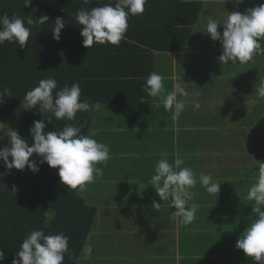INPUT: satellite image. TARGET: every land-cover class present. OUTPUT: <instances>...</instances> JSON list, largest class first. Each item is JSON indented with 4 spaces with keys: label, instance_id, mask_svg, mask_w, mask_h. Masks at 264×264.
<instances>
[{
    "label": "crops",
    "instance_id": "crops-1",
    "mask_svg": "<svg viewBox=\"0 0 264 264\" xmlns=\"http://www.w3.org/2000/svg\"><path fill=\"white\" fill-rule=\"evenodd\" d=\"M262 3L244 1L236 10L244 12ZM208 10L212 14H228L221 5ZM202 23L196 25L194 36L187 40L183 50L148 49L153 53L151 64L163 70L169 91L181 77L189 92L201 93L198 98H189L179 120L170 119V113L162 105L157 107L158 100L146 93L142 94L148 101L146 113L139 123L117 125L114 122L124 119L112 116V120L106 111L93 116L88 135L98 132V137L109 146L112 159L106 165H99L104 178L93 183L101 204L83 195L86 203L95 208L91 225L97 236L94 240L89 235L93 247L91 258L83 249L78 264H253L252 258L246 257L235 244L255 219V214H250L252 205L245 197L256 182L260 164L264 163V100L254 95V85L264 80V55L247 64L236 63L230 71H221L222 66L233 63H220L222 46L202 32L205 30ZM217 30L222 32L223 25ZM192 54L198 56L200 73L194 78L181 73L183 64L194 59ZM133 93L136 95L135 89ZM193 99L199 100L198 110L192 107ZM150 139L155 150L147 148ZM163 153H168L170 162L179 153L185 159L183 166L198 174H211L222 182L217 199L197 184L193 202L199 208L196 219L187 226L177 228V220L172 218L175 208H170L167 202L161 201L159 211L152 207L154 200H160L150 185V177ZM137 160L139 163L135 164ZM105 188L115 192L111 206L103 200ZM200 208L207 210L208 215L199 212ZM214 212L216 239L194 238L209 233L207 217H213Z\"/></svg>",
    "mask_w": 264,
    "mask_h": 264
},
{
    "label": "trees",
    "instance_id": "trees-1",
    "mask_svg": "<svg viewBox=\"0 0 264 264\" xmlns=\"http://www.w3.org/2000/svg\"><path fill=\"white\" fill-rule=\"evenodd\" d=\"M244 1L253 3L254 0ZM108 2L31 0L29 6H24L23 0H0V16H19L25 24L28 18L49 17L44 25L30 26L31 36L24 48L8 41L0 45V121L15 128L29 144L32 142L29 128L33 121L51 117V123L45 120V131L60 128L65 123L56 121L49 112L41 113L38 106L31 110L25 108L26 92L37 86L41 79L54 77L58 87L78 82L82 90L81 100L99 101L101 111H106L109 118L124 119L114 123H139L148 103L142 96L141 87L149 73H164L157 65L151 64L153 53L148 49L183 50L187 40L194 36L197 24L203 22L204 29L209 17L223 21L228 12L237 11L242 6L233 8L232 3H226L223 7L216 0H148L142 15L129 17L125 39L119 46L96 44L87 49L80 35L82 26L76 23L75 16L82 8H95ZM219 5L228 14L222 16L208 10H216ZM57 17L65 22L59 41L52 36ZM192 56L194 59L183 64L181 73L194 78L200 73L198 56ZM141 97L147 102H142ZM98 113H77L76 120L67 123L76 126L83 123L82 134L88 135L91 120ZM93 138L98 142L105 140L98 137V132ZM7 143L5 137L0 140V147ZM30 159L37 162L38 172L33 173L27 167L22 171L15 168L9 171L0 161V250L5 253L3 264H12L23 238L36 229H43L45 234L63 232L67 235L71 255L65 254L64 264H78L89 235L94 240L97 236L91 225L95 208L86 203L83 192L68 189L60 182L56 168L49 167L46 162L39 163L40 158L35 153Z\"/></svg>",
    "mask_w": 264,
    "mask_h": 264
},
{
    "label": "clouds",
    "instance_id": "clouds-1",
    "mask_svg": "<svg viewBox=\"0 0 264 264\" xmlns=\"http://www.w3.org/2000/svg\"><path fill=\"white\" fill-rule=\"evenodd\" d=\"M84 2L88 4L90 0ZM30 3L31 0H23L24 6H29ZM147 3L148 0H115L114 3L109 0L102 6L80 9L75 20L82 26L80 35L83 37V46L87 49L96 44L119 46L125 39L129 17L142 15ZM218 3L223 7L226 3L238 6L244 0H218ZM228 13L223 21L209 17L205 30L202 31L213 41H219L222 46L218 57L220 63L247 64L255 57L264 55V3L247 8L244 12ZM48 19L47 15L40 16L38 20L28 18L25 24L24 19L19 16H0V45L8 41L24 48L31 36L30 26L44 25ZM54 22L52 36L59 41L65 22L60 17ZM219 25H223L222 32L217 30ZM164 80L163 75L153 71L145 79L142 90L148 97L158 100L156 106L162 105L164 111L170 113V119L177 121L185 111L189 98H198L201 93L198 90L189 92L187 83L181 77L172 84L169 91ZM254 88L255 97L264 100V80L255 84ZM81 91L78 82L58 87L57 80L49 77L41 79L37 86L26 92L25 108L31 110L38 106L41 113L49 112L56 121L65 123L60 128L45 131V120L51 123V117L33 121L29 128L32 137L29 144L15 128L0 121V140L5 137L8 140L6 146L0 147V161L6 169L22 171L27 167L33 173L38 172L37 162L30 159L35 153L40 158L39 163L46 162L49 167L57 169L64 186L81 193L104 175V170L99 165H106L112 159L109 146L93 138L95 133L82 134L83 123L79 126L67 123L76 120L77 113L101 111L99 101L90 102L87 98L81 100ZM140 100L147 102L143 97ZM192 107L197 110L201 107L198 99L192 100ZM183 165L185 159L179 153L175 154L171 162L168 153H163L150 177V185L154 187L160 200L152 202L153 209L159 211L161 201L167 202L170 208L174 207L172 218L177 220V228L187 226L196 219L199 205L193 201L197 195L194 191L197 184L217 199L222 183L216 181L211 174H198L191 167ZM245 199L251 203L255 219L237 239L235 247L242 250L246 257L252 258L254 264H264V163L260 164L256 182L249 187ZM88 240L85 255L91 258V236ZM68 241L69 237L63 232L45 234L43 229L32 230L23 238L12 264H64L65 254L71 255ZM4 260L5 253L0 250V264Z\"/></svg>",
    "mask_w": 264,
    "mask_h": 264
},
{
    "label": "rangeland",
    "instance_id": "rangeland-1",
    "mask_svg": "<svg viewBox=\"0 0 264 264\" xmlns=\"http://www.w3.org/2000/svg\"><path fill=\"white\" fill-rule=\"evenodd\" d=\"M217 7H219V6H216V8ZM215 8V7H214ZM234 67H236V65L235 64H228V65H224V66H222V70L221 71H223V72H227V71H230L232 68H234ZM241 68H239L238 69V71L237 72H239V70H240ZM236 72V73H237ZM235 73V74H236ZM234 74V75H235ZM95 122H97V119L95 120ZM101 123V122H100ZM147 148H149V149H151V150H155L156 148L155 147H152L151 146V139H150V143H149V145L147 146ZM137 163H139V161L137 160L136 161V163L135 164H137ZM100 178H104V175L102 176V177H100ZM102 179H101V181H102ZM119 193H122V192H119ZM83 195H85V196H87L90 200L92 199V201L91 202H97V204L98 205H100L101 204V200H99V198H100V194H99V191L97 190V188L96 187H94V184H92V185H89L88 186V188H87V190L86 191H84L83 193H82ZM114 194H115V192H111L108 188H105L104 190H103V192H102V196H103V200H104V202L105 203H107L108 205H110L111 206V204L113 203V202H115V199H114ZM214 200V198L211 200V201H213ZM104 203V204H105ZM240 205V204H239ZM238 205V206H239ZM105 206H106V208H108V206L105 204ZM246 208H248V205H247V207ZM202 209L200 208L199 209V212H204V214H205V212L207 211V210H204L203 209V211H201ZM211 210V209H210ZM217 211V210H216ZM220 212H221V210H220ZM245 213H247L246 211L245 212H241V215H244ZM214 216L213 217H207V219L208 220H210L209 221V233L208 234H205V235H202V236H198V237H194V238H201V239H204V240H208V241H211V240H215L216 239V212H214ZM250 214H254V213H250ZM205 215H208V214H205ZM202 217H200L199 219H201ZM231 218V217H230ZM196 222V221H195ZM232 223H236V221H233ZM158 224H160L159 223V221H158ZM173 224H175L174 222H173ZM206 225V224H205ZM192 227H196L195 226V224H192L191 225ZM102 227H105L106 228V226H103L102 225ZM195 234H199L198 232H194ZM238 239V238H237ZM104 240H102V242H103ZM107 243V242H106ZM104 244H105V242H104ZM252 263L254 264V261L252 260Z\"/></svg>",
    "mask_w": 264,
    "mask_h": 264
}]
</instances>
